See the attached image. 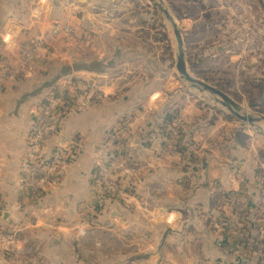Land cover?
Listing matches in <instances>:
<instances>
[{
	"label": "crops",
	"instance_id": "1",
	"mask_svg": "<svg viewBox=\"0 0 264 264\" xmlns=\"http://www.w3.org/2000/svg\"><path fill=\"white\" fill-rule=\"evenodd\" d=\"M38 3L44 5L42 0ZM54 3L56 10L62 5L56 0ZM26 4L23 7L20 0H6V15H0V21L5 22V26L0 27V70L17 74L14 82L4 83L0 88V208L8 214L6 220L0 217V227L7 229L11 225L19 229L16 247L8 251L0 247V264H254L256 255L246 254L236 246L233 237L222 236L219 228L225 225L224 229L236 228H233V204L247 202L253 206L259 198L256 190L260 176L258 159L249 162L241 159L248 171L239 182L236 179L240 177L238 155L234 158L232 154L220 153L213 144L212 136L220 128L217 123L209 127L195 124L188 131L180 132L182 138L174 142L176 149L171 155L166 148L163 173L155 175L156 178L148 175L141 189L129 192L135 197L145 194L148 198L163 197L162 208L155 202L149 201L145 206L137 200L130 201L133 204L129 211L118 208V164H107L108 155L118 157V144L106 146L102 139L110 127L118 128L114 125H118L119 119H129L132 113L118 111L106 101L101 108L85 115H71L61 127L60 139L48 142L50 148L63 150L60 167L47 173V179H56L55 182L45 184L43 193L33 191L29 183L24 187L19 184L27 138L40 106L37 104L50 90L66 86L67 83L60 86L61 79L77 78L70 60L62 61L60 68L53 63L48 69L43 49L36 50L31 59L25 60L32 31L24 24L40 19L50 21L47 20L50 9L39 14ZM18 21L23 24L8 27L9 22ZM62 43L61 37L58 41L53 39L45 52L64 50ZM86 72L89 77L98 78L104 73L110 74L103 66ZM68 88L69 85L65 87ZM109 88L100 89L105 98L113 94ZM137 88L131 90L130 96L135 97H130L124 108L136 107ZM147 100L155 102L152 95ZM125 112L128 115H124ZM168 113L156 111L151 115L153 125L145 129L156 135L151 148L159 146L158 133L162 135L163 129L170 134L165 120ZM128 128L135 133L138 131L135 125ZM77 137L79 142H76ZM135 140H130L128 146L137 150L140 145ZM74 144L80 146V151L71 155ZM188 149L196 154L191 155ZM93 156L94 160L99 157L106 163L108 184L95 175ZM119 178L121 182H136L138 175L122 173ZM259 195L262 196V192ZM118 213L125 215L122 226ZM128 213L133 216L126 217ZM247 221L245 225L239 223L243 225L241 229H256L258 221L255 223L252 218ZM118 227L131 231L129 240L118 239ZM119 240L126 243L124 249L118 248Z\"/></svg>",
	"mask_w": 264,
	"mask_h": 264
},
{
	"label": "rangeland",
	"instance_id": "2",
	"mask_svg": "<svg viewBox=\"0 0 264 264\" xmlns=\"http://www.w3.org/2000/svg\"><path fill=\"white\" fill-rule=\"evenodd\" d=\"M5 1L0 0V15H6ZM58 1L63 6L60 5L56 10L54 0H42L44 5H37L38 0H20L21 5L27 2L26 7L36 9L35 13L42 14L43 10L47 12L50 9L47 17L50 21L40 19L38 22L24 24L32 31L27 45L32 38L38 40L33 45L32 53L43 49L42 55L47 60L48 69L53 63H57L59 68L63 66L62 61L67 63L70 60L74 63V76L77 75V78L68 80L66 77L59 83L60 86L67 83L69 88L65 89V86L55 92L50 90L43 98L54 92L52 98L58 101L60 108H65L68 105L75 106L85 95V99L75 106L76 112L65 114L61 111L60 134L62 125L71 115H85L88 111L101 108L105 101L108 106L118 108V111L128 110L132 113L131 118L122 117L118 125H114L118 126V131L110 127L102 139L106 146L107 143L118 144V157L107 156V164H118V208L129 211L133 204L131 200H137L145 206L149 201L155 202L162 208L163 197L148 198L146 194L135 197L130 196L129 192L141 189L148 175L155 177L163 173V161L167 158L166 148L171 138L178 143L182 137L180 132L188 131L191 126L204 124L209 127L217 123L220 128L212 136L213 144L219 148L220 153L232 154L234 158L238 155L237 174L240 177L236 179L239 182L248 171L241 159L245 162L258 159L257 172L260 176L256 190L259 198L253 206L247 207L246 217L252 218L255 223L259 221L256 211L261 209L264 202V122L260 123L261 130L258 131L246 123L231 119L227 116L229 112L215 102L211 94L193 89L181 78L176 69L175 38L164 17L150 0H56L57 4ZM161 1L175 17L182 32L189 72L226 92L249 112L264 116V0ZM18 23L22 22H9L8 27ZM2 26H5V22L0 21ZM60 37L63 38L61 45L64 50L45 52V47L53 39L60 40ZM100 66L105 67L110 74L104 73L100 75L101 78L89 77L86 70L93 71ZM104 86H110L109 91H113L111 96L105 98L102 95L100 89ZM135 86H138V102L136 107L126 109L124 105L127 100L135 97L130 96ZM67 91L68 94L64 96L62 93ZM151 95L155 102L149 103L147 99ZM94 97H97L96 101ZM87 99L93 103L83 105ZM158 101L162 102L156 104ZM198 110L201 114H198ZM156 111H169L168 116L174 117L168 125L170 134L164 129L162 135L158 133L160 144L154 149L151 144L156 135L145 129L152 127L151 115ZM39 112L42 113L40 106L37 114ZM124 115H128V112ZM132 125L137 126L136 133L129 130L128 126ZM164 125L165 120L161 126L164 128ZM133 139L140 145L137 150L128 146ZM48 142L46 146L50 148ZM76 142H79L78 137ZM73 147L70 154L79 153L80 146L74 144ZM188 151L193 156L196 154L194 150ZM62 152L58 150L59 166ZM96 152L99 153L98 150ZM167 152L171 155L172 151ZM94 158L91 163L95 167L99 157ZM232 163L236 161L233 159ZM122 173L137 174L138 179L136 182H121L119 177ZM131 216L130 213L126 215L128 218ZM118 220L122 226L125 215L118 213ZM130 232L118 227V239L122 237L129 240ZM219 232L222 236H231L234 240L246 243L251 248L252 256L260 250L264 253V231L262 233L261 228L227 227L219 228Z\"/></svg>",
	"mask_w": 264,
	"mask_h": 264
},
{
	"label": "built area",
	"instance_id": "3",
	"mask_svg": "<svg viewBox=\"0 0 264 264\" xmlns=\"http://www.w3.org/2000/svg\"><path fill=\"white\" fill-rule=\"evenodd\" d=\"M52 35V34H51ZM38 42L37 39L32 38L30 40V44L28 50L25 54V60H29L33 57V45H36ZM17 78V74L14 71L10 70H0V88L4 83L14 82ZM74 88V87H73ZM55 92V91H54ZM54 92L46 97L42 103L40 104L42 113H38L36 119L32 125L30 130L28 139H27V149L23 157V161L20 168V174L18 177L19 184L24 187V185L31 184V188L36 193H43L44 185L47 183H53L56 179L49 180L47 179V173L49 171H55L56 168L60 167L58 165L57 159L58 150L57 148H47L46 142L50 140L60 139V130H59V116L61 115V111L65 114H72L76 112L75 106L82 102L85 99V95L81 98L82 100L76 102L75 106H66L65 108H60L58 106V101L53 99L52 96ZM64 96L68 94L62 93ZM97 100V97H94V101ZM92 100L87 99L83 102V105L92 104ZM115 130H118L116 127H113ZM112 144V143H107ZM175 148V143L172 141L167 144V151L171 152ZM51 159V161H48ZM61 160V157H60ZM104 162L98 160L95 165V175L99 180H101L104 184H108L106 180L108 167H105ZM25 185V186H26ZM248 203L244 202L241 204H233V216H234V226L233 228L241 229L243 225L248 223V218L246 217V210L248 207ZM2 209L0 208V217H2ZM257 217L259 221L257 222V228L262 229V233L264 231V202L262 204L261 209L257 212ZM239 223H243L240 226ZM226 226V225H225ZM224 226V227H225ZM223 227V228H224ZM230 228V227H229ZM232 229V228H231ZM19 229L14 228V226L8 225L7 229H3L0 227V247H5L8 251L12 247H16L17 239H18ZM264 242V240H263ZM236 246H240L241 250L246 252V254L250 253L251 248H249L246 243L242 244V241L235 240ZM244 252V253H245ZM254 264H264V253L260 250L258 254H256V261Z\"/></svg>",
	"mask_w": 264,
	"mask_h": 264
},
{
	"label": "water",
	"instance_id": "4",
	"mask_svg": "<svg viewBox=\"0 0 264 264\" xmlns=\"http://www.w3.org/2000/svg\"><path fill=\"white\" fill-rule=\"evenodd\" d=\"M154 7H156L164 17L166 24L173 34L176 42V69L181 78L188 82L193 89L199 92H207L213 96L215 102L224 107L235 120L246 123L248 126L260 131V123L264 122V116L249 112L240 103L232 99L226 92L221 89L204 82L196 75L191 74L186 65L184 38L179 29L175 17L164 6L161 0H150ZM8 214L2 213L3 219H7ZM120 248H125V244L120 242L117 245Z\"/></svg>",
	"mask_w": 264,
	"mask_h": 264
},
{
	"label": "trees",
	"instance_id": "5",
	"mask_svg": "<svg viewBox=\"0 0 264 264\" xmlns=\"http://www.w3.org/2000/svg\"><path fill=\"white\" fill-rule=\"evenodd\" d=\"M263 98H264V93H263ZM169 115V114H168ZM167 115V117H166V121L168 122V124H169V122L173 119V117H174V115H171L170 117ZM227 116H230V115H227ZM231 117V119H233L234 120V118L232 117V116H230ZM167 125V124H166ZM170 125V124H169ZM182 135V134H181ZM182 138V137H181Z\"/></svg>",
	"mask_w": 264,
	"mask_h": 264
}]
</instances>
